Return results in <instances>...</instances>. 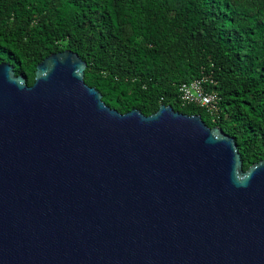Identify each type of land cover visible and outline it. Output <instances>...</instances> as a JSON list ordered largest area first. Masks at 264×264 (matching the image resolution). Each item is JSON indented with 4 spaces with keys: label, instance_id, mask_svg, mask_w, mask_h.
<instances>
[{
    "label": "water",
    "instance_id": "95a60500",
    "mask_svg": "<svg viewBox=\"0 0 264 264\" xmlns=\"http://www.w3.org/2000/svg\"><path fill=\"white\" fill-rule=\"evenodd\" d=\"M86 67L0 63V264H264V158L171 106L120 114Z\"/></svg>",
    "mask_w": 264,
    "mask_h": 264
},
{
    "label": "trees",
    "instance_id": "16d2710c",
    "mask_svg": "<svg viewBox=\"0 0 264 264\" xmlns=\"http://www.w3.org/2000/svg\"><path fill=\"white\" fill-rule=\"evenodd\" d=\"M66 50L120 114L171 106L233 138L244 171L264 158V0H0V63L15 76L32 85ZM195 81L217 96L214 117L182 104Z\"/></svg>",
    "mask_w": 264,
    "mask_h": 264
},
{
    "label": "built area",
    "instance_id": "2783aa9c",
    "mask_svg": "<svg viewBox=\"0 0 264 264\" xmlns=\"http://www.w3.org/2000/svg\"><path fill=\"white\" fill-rule=\"evenodd\" d=\"M179 91L181 93L180 100L183 105L194 104L198 107H202L206 109L212 117L217 114V96L214 93L207 92L200 81H195L189 86L182 85Z\"/></svg>",
    "mask_w": 264,
    "mask_h": 264
}]
</instances>
